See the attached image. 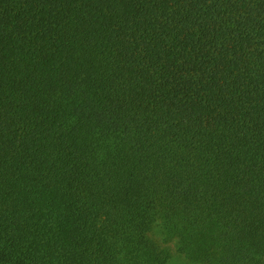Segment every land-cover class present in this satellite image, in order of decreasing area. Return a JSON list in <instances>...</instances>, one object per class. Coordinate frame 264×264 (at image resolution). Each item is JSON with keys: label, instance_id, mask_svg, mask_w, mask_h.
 Returning <instances> with one entry per match:
<instances>
[{"label": "trees", "instance_id": "1", "mask_svg": "<svg viewBox=\"0 0 264 264\" xmlns=\"http://www.w3.org/2000/svg\"><path fill=\"white\" fill-rule=\"evenodd\" d=\"M264 264V0H0V264Z\"/></svg>", "mask_w": 264, "mask_h": 264}, {"label": "rangeland", "instance_id": "2", "mask_svg": "<svg viewBox=\"0 0 264 264\" xmlns=\"http://www.w3.org/2000/svg\"><path fill=\"white\" fill-rule=\"evenodd\" d=\"M153 235L160 245L169 247L171 251V258L167 264H194L187 257L177 251L175 243H169L166 245L159 229L156 230Z\"/></svg>", "mask_w": 264, "mask_h": 264}]
</instances>
